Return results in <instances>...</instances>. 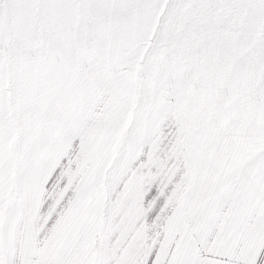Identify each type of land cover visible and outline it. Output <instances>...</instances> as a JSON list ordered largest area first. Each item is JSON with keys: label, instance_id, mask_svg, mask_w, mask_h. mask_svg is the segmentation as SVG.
<instances>
[{"label": "snow or ice", "instance_id": "snow-or-ice-1", "mask_svg": "<svg viewBox=\"0 0 264 264\" xmlns=\"http://www.w3.org/2000/svg\"><path fill=\"white\" fill-rule=\"evenodd\" d=\"M0 264H264V0H0Z\"/></svg>", "mask_w": 264, "mask_h": 264}]
</instances>
